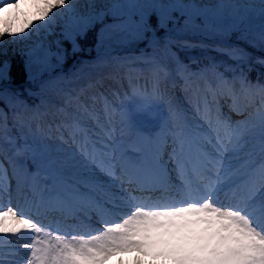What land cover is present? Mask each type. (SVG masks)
Returning <instances> with one entry per match:
<instances>
[{
	"label": "snow or ice",
	"instance_id": "1",
	"mask_svg": "<svg viewBox=\"0 0 264 264\" xmlns=\"http://www.w3.org/2000/svg\"><path fill=\"white\" fill-rule=\"evenodd\" d=\"M215 7L210 14L195 0H86L80 11L75 0L0 2V57L8 54L6 40L22 42L41 29L52 35L58 18L70 20L53 42L58 51L43 41L28 50L24 69L30 78L32 56L40 53L45 65L53 57L60 63L67 53L63 42L79 51L78 41L96 25L98 44L144 42L153 49L115 58L120 66H145L133 79L99 76L39 105L5 87L11 66L0 59V249H6L0 264H106L130 252L171 264H264V82L232 66L220 71L215 60L193 69L195 59L185 64L172 51L169 25L227 35L243 34L259 20L264 45V0ZM161 29L165 35L157 36ZM215 50L238 62L249 58L235 47ZM255 62L264 67V58ZM177 79L190 94L191 113L170 107L167 120L153 130L136 127L128 102L148 106ZM45 129L69 146L54 157L41 150L52 173L41 171L27 142ZM9 148L14 159L4 155ZM21 249L23 261L12 259ZM136 264H142L139 257Z\"/></svg>",
	"mask_w": 264,
	"mask_h": 264
},
{
	"label": "rangeland",
	"instance_id": "2",
	"mask_svg": "<svg viewBox=\"0 0 264 264\" xmlns=\"http://www.w3.org/2000/svg\"><path fill=\"white\" fill-rule=\"evenodd\" d=\"M135 2V0H95L98 4H106V3H125V2ZM218 0H195L196 3L205 5L210 3H217ZM257 3L258 0H244V3ZM2 2V0H0ZM86 2V0H75V3L77 4V7L80 11H83L82 8H80L81 5H83ZM140 2H144V0H140ZM159 2V0H157ZM185 3L189 2V0H184ZM231 3H236L235 0H231ZM125 13L130 12V10L125 9L123 10ZM135 17V14H133ZM65 21H69L68 17H65L64 20H61L58 18L57 24L54 26L55 31L54 33L60 32L61 26L65 23ZM170 33L173 34H182V35H192V36H198L200 38L206 39V40H219V41H225L227 39V35H221V34H205L203 32H187V31H177L176 29H172L171 25H169ZM259 27V20H253L252 23L249 26V29H257ZM248 29V30H249ZM53 33V34H54ZM47 35L46 31L44 29L40 30L39 35H37L35 32H33L30 39L13 43L10 39L6 40L3 44L4 45L9 44L12 45L11 48L12 51H19L20 53L24 54L25 58L28 59V50L31 49L37 42L43 41L45 46H49L50 42V36ZM152 35V34H151ZM150 35V36H151ZM141 43H132V44H117L110 40H105L104 44H106L107 47L112 49V51H109L108 54H105V56H99L92 60H85V59H79L76 60L69 69V74L67 77L60 78L61 76L58 75V71L51 74L54 70H52L51 66H46L44 68V72L46 71V75L41 78L40 85V99L48 100V99H54L56 95L65 89H68L70 87H75L80 84L85 83L86 81L90 79H95L99 76H123L126 74L129 79H133L137 77L139 74L138 70L140 68L145 67L143 64L136 63L131 65L129 67L127 64L120 66L116 63V59L118 57H139L143 51V48H141ZM174 53H176L174 50H172ZM148 54L153 53V49L148 51H144ZM177 54V53H176ZM40 53H37L36 55L32 56V60L34 62L35 59L39 57ZM156 55L159 56L162 60L164 59L162 49H158L156 52ZM0 59H6V57H0ZM180 59V58H179ZM166 62V61H165ZM32 73H35L37 71V68L35 69L34 63H32ZM58 66V65H57ZM56 66V67H57ZM60 69V66L59 68ZM108 84H113L112 80L107 81ZM169 84L168 82L162 89L161 96L159 99H156L154 101L148 102V106H143L145 102L143 101H129L128 104L130 107H132L134 114V121L135 125L138 128H142L143 126L147 124L153 123L156 119L161 118L163 119V122L167 120L169 108L170 107H178L179 105H189V108L184 109L188 113H191L192 109L190 107V94L185 93V91L182 89V87L176 83V86L172 91H169ZM113 86H115L113 84ZM123 91V89H121ZM180 101V102H178ZM41 103V102H40ZM119 103V101H117ZM47 106V105H45ZM139 107V110H137ZM27 118V117H26ZM103 119V118H102ZM118 122V118H117ZM59 133H56L55 131L49 132L47 129L44 130L43 134H32L29 135L27 142L33 145V148L38 153V166L40 167L42 172H49L52 173V168L48 165L47 157L40 154L41 150L46 149L51 155L54 157L56 156L57 149L64 148L68 149V145H62L59 140L57 139V136ZM47 136L49 138L45 139L44 137ZM5 157L14 159L12 155V150L9 148L4 152ZM27 163H31V160H28ZM17 199L13 197L12 203L13 205L17 204ZM93 226L99 227L98 224L95 223V220H93ZM26 235H30L26 233ZM17 247V246H16ZM0 251H6V249H0ZM134 252L130 253H123L116 256L111 257L106 264H130L131 256ZM26 255V250H20V253L11 257L12 259L16 261H23ZM140 255V254H139ZM160 259V264L162 262H166L167 264H171L170 261L164 259V258H153L151 256H143L141 257L142 264H149V262L157 261ZM133 264V261H132ZM157 264V263H156Z\"/></svg>",
	"mask_w": 264,
	"mask_h": 264
},
{
	"label": "trees",
	"instance_id": "3",
	"mask_svg": "<svg viewBox=\"0 0 264 264\" xmlns=\"http://www.w3.org/2000/svg\"><path fill=\"white\" fill-rule=\"evenodd\" d=\"M108 19L109 22H111V18ZM152 23H156L155 18L152 19ZM99 27V25H96V27L89 32L86 39L78 41L80 50L75 53L72 52L71 45L68 42H63V48L67 50V53L62 62L58 63L53 57L50 62L45 65L39 62L38 58L35 59L33 62L35 64L34 67L35 69L37 67L38 68L35 73H32L33 65H31V78L29 77V73H27L24 69V62L27 60L24 54L20 53L19 51H12V45H4V50H6L8 53L6 60L11 66V79L5 82V84H8L5 85V87L18 90L21 93L22 98L26 100L28 104L37 103L39 101V95L36 93L38 89H36L34 85L35 81L46 73V71L44 72V68L46 66H51L52 70H54L53 72H56L58 71L56 65L59 64L62 69V72L60 73H65V71L70 68L73 61L78 57H93L98 53L105 52L107 50L106 44H98L97 32L99 31ZM59 38L60 32L54 33L53 36H50L49 45L51 46L52 52L58 51L53 42ZM230 40L237 41L241 45L225 46L219 44H207L202 41L181 39L176 41L174 46L182 54L181 57L186 64H190L193 59L197 61V63L191 64L193 68H197L199 66L203 67L205 64L215 60L220 64V71H224L225 66H232L237 70V72H239L241 69L245 71L248 74L249 79L253 81L260 79L262 82H264V67L255 62L257 58H264V45H262L261 42L260 30H248L243 34L231 32ZM185 42L196 46L181 47V45L185 44ZM217 47H235L243 49L249 54V58L246 62H238L236 60L230 59L227 55L217 52L215 50ZM254 52L258 54H254ZM249 66H251V70H249ZM226 75L232 76L233 72H226ZM62 76H66V74ZM29 93H32V95ZM2 106L3 105H0V107Z\"/></svg>",
	"mask_w": 264,
	"mask_h": 264
},
{
	"label": "bare ground",
	"instance_id": "4",
	"mask_svg": "<svg viewBox=\"0 0 264 264\" xmlns=\"http://www.w3.org/2000/svg\"><path fill=\"white\" fill-rule=\"evenodd\" d=\"M133 1V0H131ZM205 1H208V0H205ZM129 2V1H127ZM236 3H244V0H235ZM220 3H231V0H218L217 3H210V4H206L207 6V10L210 14H213L216 12V5L220 4ZM250 3H253L252 1ZM161 123H163V119L161 118H158L156 119L153 123L151 124H147L145 126L142 127V129H145V130H148V131H151L153 130L154 128H156L158 125H160ZM57 187H59V185H57ZM23 236H27L26 233H23L22 234ZM19 246H17L18 248ZM140 258L141 260V257L138 253L134 252L132 254V256L130 257L131 258V261H130V264H132V261H133V264H136V261H137V258ZM160 264V259L157 260V261H154L153 262H149V264ZM162 264H167L166 262H162Z\"/></svg>",
	"mask_w": 264,
	"mask_h": 264
}]
</instances>
